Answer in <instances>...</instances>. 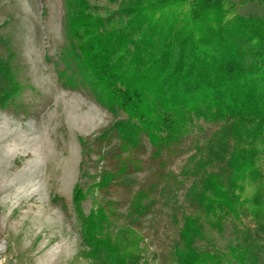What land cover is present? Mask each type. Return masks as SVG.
Here are the masks:
<instances>
[{"label": "trees", "instance_id": "16d2710c", "mask_svg": "<svg viewBox=\"0 0 264 264\" xmlns=\"http://www.w3.org/2000/svg\"><path fill=\"white\" fill-rule=\"evenodd\" d=\"M101 2L64 0L58 69L65 85L124 115L96 140L103 146L117 141L107 152L112 169L74 192L88 255L102 264L140 262L136 226L147 213L149 191L135 194L120 227L115 203L93 199L88 215L82 204L142 171L145 143L162 164L209 126L214 131L188 171L195 181L187 197L197 214L183 218L175 262L259 264L250 245L221 250L210 231L223 232L229 220L242 218L264 226V15L241 14L264 0H109L114 10ZM213 166L220 170L210 171ZM249 188H255L252 196Z\"/></svg>", "mask_w": 264, "mask_h": 264}, {"label": "rangeland", "instance_id": "374dc122", "mask_svg": "<svg viewBox=\"0 0 264 264\" xmlns=\"http://www.w3.org/2000/svg\"><path fill=\"white\" fill-rule=\"evenodd\" d=\"M101 4L116 8L109 0ZM241 14L262 16L264 4H248ZM63 17L64 0H0V264H102L83 244L74 192L112 169L107 152L117 141L103 146L96 140L124 115L109 113L88 91L60 80ZM213 131L205 126L190 135L162 164L145 143L142 171L95 191L82 204L84 213L93 199L113 202L120 227L135 194L149 191L147 213L136 226L143 239L138 264H176L183 218L197 214L187 197L195 181L188 171ZM254 192L249 188L246 195ZM210 237L224 251L230 243L250 245L264 264V226L251 218L229 220Z\"/></svg>", "mask_w": 264, "mask_h": 264}]
</instances>
